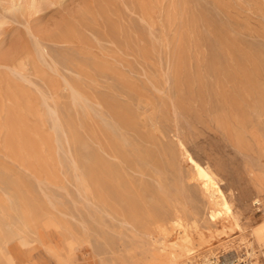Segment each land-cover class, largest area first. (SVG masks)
Listing matches in <instances>:
<instances>
[{"label": "rangeland", "instance_id": "374dc122", "mask_svg": "<svg viewBox=\"0 0 264 264\" xmlns=\"http://www.w3.org/2000/svg\"><path fill=\"white\" fill-rule=\"evenodd\" d=\"M257 226L264 0H0V264H264Z\"/></svg>", "mask_w": 264, "mask_h": 264}, {"label": "bare ground", "instance_id": "6f19581e", "mask_svg": "<svg viewBox=\"0 0 264 264\" xmlns=\"http://www.w3.org/2000/svg\"><path fill=\"white\" fill-rule=\"evenodd\" d=\"M64 2V1H63ZM20 7V6H19ZM42 50V49H41ZM43 53V52H42ZM183 147V153L185 155L186 161L188 163H190L191 167L194 169L195 171V175H196V179L198 180V182L201 185L202 190L204 191V193L206 194L209 203H211L212 205L215 206H223L227 211L226 212H230V203L226 198V195L224 193V191L222 190V188L220 187L218 181L216 180V177L214 176V174L204 165H202L199 161H197L192 155L191 153H189V151L186 149V147ZM262 203V201L260 200V198L257 199V204L260 205ZM217 206V207H218ZM222 208V207H221ZM222 210V209H221ZM212 213V219H216V213H213V211H211ZM216 212V211H215ZM224 213V212H223ZM221 215V214H219ZM233 216V214H232ZM219 218V217H218ZM229 218V217H227ZM235 218V217H233ZM235 220V219H234ZM236 222V221H235ZM237 224V223H236ZM249 233V232H248ZM142 235V234H141ZM249 234H247L248 236ZM252 235V239H254L255 243H257L258 247L262 248V250L264 249V226H257L256 228H254L251 232ZM250 235V236H251ZM251 239V240H252ZM245 240V238H244ZM250 241V240H249ZM253 241V240H252ZM241 242V241H240ZM239 242V243H240ZM244 242V241H243ZM181 251L185 250L186 252L190 253L192 248V240L190 237L185 236V237H181V243L178 244ZM239 245V244H238ZM250 245V244H249ZM243 246V245H242ZM253 246V245H252ZM239 248V247H237ZM248 249V248H246ZM251 249V248H250ZM245 250V249H244ZM255 250V249H254ZM252 251V250H251ZM250 251V252H251ZM236 252V251H234ZM244 252V251H243ZM197 254V253H196ZM241 254V253H240ZM170 258L167 261L168 264H177L178 262V254H176L174 251L170 252ZM198 255V254H197ZM200 255V254H199ZM202 255V254H201ZM210 255V254H208ZM253 255V252H252ZM238 256V255H237ZM244 257V255H242ZM248 256V255H247ZM256 256V253H255ZM198 257V256H197ZM239 257V256H238ZM215 258V257H214ZM251 258V257H250ZM203 259V258H202ZM248 260V259H247ZM198 261V260H197ZM202 261V260H201ZM207 261L209 262V259H206V257L203 259V264H208ZM241 261V260H240ZM199 262V261H198ZM257 262V260H256ZM195 263V262H194ZM248 263V262H247ZM260 263V262H259ZM210 264V263H209ZM249 264V263H248ZM251 264H256L255 262H252Z\"/></svg>", "mask_w": 264, "mask_h": 264}]
</instances>
